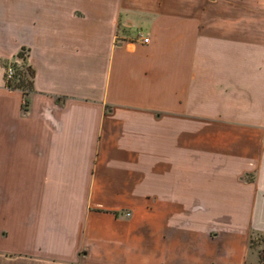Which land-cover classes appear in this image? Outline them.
Here are the masks:
<instances>
[{
	"label": "crops",
	"instance_id": "obj_1",
	"mask_svg": "<svg viewBox=\"0 0 264 264\" xmlns=\"http://www.w3.org/2000/svg\"><path fill=\"white\" fill-rule=\"evenodd\" d=\"M253 230L264 0H0V264H246Z\"/></svg>",
	"mask_w": 264,
	"mask_h": 264
},
{
	"label": "rangeland",
	"instance_id": "obj_2",
	"mask_svg": "<svg viewBox=\"0 0 264 264\" xmlns=\"http://www.w3.org/2000/svg\"><path fill=\"white\" fill-rule=\"evenodd\" d=\"M27 53L25 47L20 48L15 59L5 61L4 68L12 64L17 73L14 80L20 82V88L29 91L32 72ZM246 264H264V231L253 230L250 233Z\"/></svg>",
	"mask_w": 264,
	"mask_h": 264
},
{
	"label": "built area",
	"instance_id": "obj_3",
	"mask_svg": "<svg viewBox=\"0 0 264 264\" xmlns=\"http://www.w3.org/2000/svg\"><path fill=\"white\" fill-rule=\"evenodd\" d=\"M143 39L144 40H148V36H143ZM14 76H15V69H14L13 65L12 64L7 65L4 68L5 81L7 82V81L13 80L14 79Z\"/></svg>",
	"mask_w": 264,
	"mask_h": 264
},
{
	"label": "trees",
	"instance_id": "obj_4",
	"mask_svg": "<svg viewBox=\"0 0 264 264\" xmlns=\"http://www.w3.org/2000/svg\"><path fill=\"white\" fill-rule=\"evenodd\" d=\"M30 66H31V65H30ZM31 72H32V76H33V69H32V67H31ZM16 74H17V73H16ZM16 74H15V76H14V79H15L16 76H17ZM14 79L11 80V81H7L6 84H8L10 87H19V86H20V82H18V83H19V84H18V83H16V81H15ZM31 83H32V77H31V81H30V85H29V86H30V89H31ZM21 89L23 90V93H25V94L28 92V90H25V89H23V88H21ZM24 103H25V106H26V104H27V99H26V98L24 99Z\"/></svg>",
	"mask_w": 264,
	"mask_h": 264
}]
</instances>
